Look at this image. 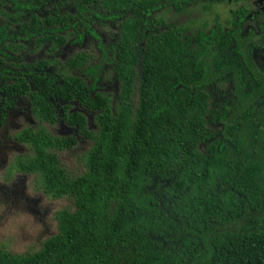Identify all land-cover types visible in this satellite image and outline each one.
Masks as SVG:
<instances>
[{
  "label": "trees",
  "instance_id": "trees-1",
  "mask_svg": "<svg viewBox=\"0 0 264 264\" xmlns=\"http://www.w3.org/2000/svg\"><path fill=\"white\" fill-rule=\"evenodd\" d=\"M163 1L0 0V124L20 100L34 121L14 166L70 204L38 251L0 264H264V72L248 39L189 38L153 13ZM29 48L49 57L26 63ZM60 123L91 143L79 174L63 159L78 136L48 130Z\"/></svg>",
  "mask_w": 264,
  "mask_h": 264
},
{
  "label": "rangeland",
  "instance_id": "rangeland-1",
  "mask_svg": "<svg viewBox=\"0 0 264 264\" xmlns=\"http://www.w3.org/2000/svg\"><path fill=\"white\" fill-rule=\"evenodd\" d=\"M235 5L212 6L206 13L207 19H222L220 22L225 26V20L229 18L231 9ZM200 8L192 12L170 13L167 16L168 24L182 30L189 37H195L201 20ZM104 42L106 37L98 29ZM88 45L87 41L83 45ZM79 50L71 46L59 51L57 58L63 62ZM26 63H32L46 59L45 48L36 52L29 48L26 54H22ZM99 61V59H98ZM100 63V61H99ZM119 83L114 79L110 66H105V73L100 83L104 93L116 98L119 92ZM74 110L83 113L89 121V128L94 131L97 128L95 115L84 110L80 106H74ZM30 114V106L27 101L20 100L14 107L7 111L3 123L0 124V250L13 255H23L38 251L43 243L57 233L56 215L59 211L70 207L67 200L47 199L40 187L38 178L32 175H23L15 168L17 158L24 155L25 147L14 141V135L28 125H33ZM56 136H78L79 145L73 154L63 156L64 162L70 172L77 174L82 172V160L89 150L91 143L85 141L73 129H69L63 123L55 128H48ZM72 160V161H71ZM76 166V167H75Z\"/></svg>",
  "mask_w": 264,
  "mask_h": 264
},
{
  "label": "flooded vegetation",
  "instance_id": "flooded-vegetation-1",
  "mask_svg": "<svg viewBox=\"0 0 264 264\" xmlns=\"http://www.w3.org/2000/svg\"><path fill=\"white\" fill-rule=\"evenodd\" d=\"M163 2L167 4V8L160 7L152 12L157 13L159 17H165L167 23V16L170 13L192 12L199 7L201 17H206L207 11L212 6L235 5L236 8L231 9L229 18L224 21L225 26L220 24L223 22L222 19H207L206 17L201 20L197 35L200 31L209 33L210 31H219V29L227 35L239 33L242 39H248L246 50L257 71L264 72V0H164ZM177 6H181L182 9H176ZM234 21L240 22L238 27L232 24ZM205 26L207 27L205 28ZM185 35L188 36L186 32ZM231 85L232 83L229 86L231 87ZM229 91L227 92L229 93ZM222 101L221 94L215 87L213 89V105L216 106Z\"/></svg>",
  "mask_w": 264,
  "mask_h": 264
}]
</instances>
